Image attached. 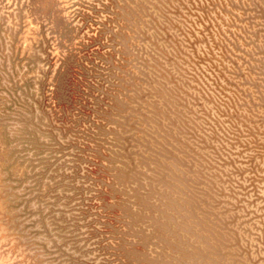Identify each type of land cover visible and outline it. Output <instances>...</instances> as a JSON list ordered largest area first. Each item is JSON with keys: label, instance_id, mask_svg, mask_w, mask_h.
I'll return each mask as SVG.
<instances>
[{"label": "rangeland", "instance_id": "obj_1", "mask_svg": "<svg viewBox=\"0 0 264 264\" xmlns=\"http://www.w3.org/2000/svg\"><path fill=\"white\" fill-rule=\"evenodd\" d=\"M0 0V264H264V8Z\"/></svg>", "mask_w": 264, "mask_h": 264}, {"label": "water", "instance_id": "obj_2", "mask_svg": "<svg viewBox=\"0 0 264 264\" xmlns=\"http://www.w3.org/2000/svg\"><path fill=\"white\" fill-rule=\"evenodd\" d=\"M214 3L219 6L251 7L257 12L264 8V0H215Z\"/></svg>", "mask_w": 264, "mask_h": 264}]
</instances>
